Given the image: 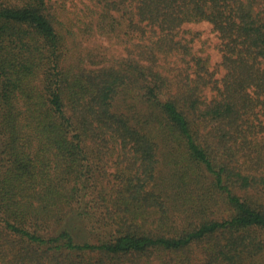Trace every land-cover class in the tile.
Listing matches in <instances>:
<instances>
[{
  "label": "trees",
  "instance_id": "16d2710c",
  "mask_svg": "<svg viewBox=\"0 0 264 264\" xmlns=\"http://www.w3.org/2000/svg\"><path fill=\"white\" fill-rule=\"evenodd\" d=\"M68 1L0 0V264H264V0Z\"/></svg>",
  "mask_w": 264,
  "mask_h": 264
},
{
  "label": "rangeland",
  "instance_id": "374dc122",
  "mask_svg": "<svg viewBox=\"0 0 264 264\" xmlns=\"http://www.w3.org/2000/svg\"><path fill=\"white\" fill-rule=\"evenodd\" d=\"M57 1L59 0H52V2H57ZM68 2H69L68 9L70 11H73L74 9L73 7H75V5H79V7L82 6L79 0L68 1ZM185 28L191 29L192 31L198 34V38L195 40V44H194L195 50L199 51L201 49H205V51H207V53L211 56L213 67L217 68V66L221 62V55L216 48V45L218 44L219 41L215 33H213L212 31V27L207 23H202L199 25H187ZM93 40L94 41L92 43H99L107 48H110V52L115 55L122 54V49L117 45H115L114 42L109 37L100 36ZM163 164L164 161L162 158H160L159 166H160L161 174L163 173L164 170Z\"/></svg>",
  "mask_w": 264,
  "mask_h": 264
}]
</instances>
